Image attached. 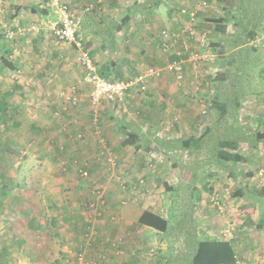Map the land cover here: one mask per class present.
I'll list each match as a JSON object with an SVG mask.
<instances>
[{
	"label": "crops",
	"instance_id": "obj_1",
	"mask_svg": "<svg viewBox=\"0 0 264 264\" xmlns=\"http://www.w3.org/2000/svg\"><path fill=\"white\" fill-rule=\"evenodd\" d=\"M54 1L56 0H0V114L4 112L0 117H5L0 119L4 129L1 132L6 133L9 126H14L15 132L23 127L21 111L29 109L32 118L29 124L25 125V130H30L31 140L34 141V133L42 129V124L34 112L43 113L46 108L52 111L62 108L68 98L67 109L78 110L80 115L74 113L77 115L73 118V124H63L64 130L53 120L51 127L55 130V139L52 142L58 143V147L51 144L50 149H53V152L55 148L58 149V154L61 155L67 149L66 141L71 138L68 136L74 133L78 137L84 133L82 142L88 143L81 150L89 156L93 149L92 156L96 158L100 156L98 151L102 149L100 140L103 136L116 152L114 153L124 159L126 165L129 164L127 173L132 177L127 183L125 179L124 183L111 184L112 180L103 171L99 184L110 201L105 209L101 207L88 210L87 199L83 204L82 199L56 201V204L52 205L54 225H50L52 229L49 230L48 236L44 231L41 232L43 236H40L39 232L42 224L47 223L46 218L29 213L34 211L36 198L16 194L5 202L1 197L0 264H12V261L6 260V255H19L17 264H181L170 263L167 257L169 254L165 250L156 251L157 254L149 257L151 254L147 252V245L151 235L159 240L162 237V227L156 226L155 219L159 220L160 215L169 216L168 207L164 206L163 202L164 198L171 195L165 186L168 182L170 185L175 175L171 170L175 169V166L168 156H180L177 153L189 151V141L175 140L174 136L196 130L199 117H205L197 115V110L201 113L202 103L196 100L192 104L191 100L188 101L182 93V88H178L173 74L166 71L150 79L148 90H139L141 92L134 96L133 91L130 94L134 87L130 88L124 104L104 102L105 106H99L100 114L96 115L98 109L92 104V109L89 106L90 87L82 80L83 70L78 62L79 48L75 44L63 43L56 37L55 31L61 26L62 12L53 6ZM57 1L81 16L79 38L90 49L100 70L109 73L110 77L113 72L120 80L136 78L145 68L151 66L145 65V62L150 60L149 56H159L163 63L170 61L167 58L170 53L167 54L160 47L161 31L164 28H161L154 18L159 15L161 1L154 7L145 6L142 10L138 7L140 5L134 3L135 0ZM144 3L142 5H148ZM148 16L150 18L147 19ZM158 21L161 22V19ZM183 44L180 40L177 44L179 46H175L182 48ZM139 47L144 49L142 53ZM195 76L197 75L193 73L192 67L188 65V79H195ZM10 97H13L14 102ZM26 97H30V103ZM132 98L133 102L129 101ZM83 100L88 105L84 104L82 108ZM192 106L195 111H188V107ZM108 115L113 117L108 118ZM179 117L181 122H177ZM195 119L198 122H195ZM174 126L182 131L174 135L169 130V127ZM152 128L155 129L150 130ZM164 130L169 132L165 133ZM159 131L164 132L165 139L156 137ZM147 135L151 137L150 145L156 141L162 158L152 167H146L145 162L136 166V159H150L145 153L148 150ZM186 138H189V135ZM177 142H182V145H176ZM92 145H95V148H92ZM161 146L168 149L164 150ZM80 153L82 152L79 151ZM191 154L189 151V155ZM238 156L241 157L240 152L234 158L237 159ZM82 157L84 158L83 155ZM148 162L150 165L154 163L149 160ZM19 163L15 161L11 171L0 168V174H18ZM249 165L244 162L234 174L236 177L241 173L239 177L248 184L249 191H244L237 204L234 201L229 204V215H235L237 220L241 217L243 222L251 224V229L247 231L246 238L245 234H241L239 241H229L238 254L235 264H264V200H260L264 198V177L258 178L259 181L262 180L260 187L258 182L248 181L247 175L254 178L257 174L256 164ZM175 184V187L179 186L180 182ZM242 185L246 187L243 183ZM157 187V192L162 193L151 196L150 191L153 192ZM255 189H258L256 193L260 196L259 199L250 198ZM52 190L57 188L50 186L49 191ZM204 196V193H198V199L195 200L201 202L197 216L206 218L209 239L228 241L223 236L225 216L228 212H218L211 208L207 210L206 215H202L207 208L204 205L214 207ZM154 198L157 200L155 203L152 201ZM41 201L37 200V203L41 204ZM45 206L48 210L49 206L44 203L43 207ZM60 206L65 207L61 209ZM9 207H16L17 213L7 214ZM66 207L69 210H66ZM150 213L155 217H150ZM194 215L196 216L195 212ZM111 216L116 218L112 219ZM164 223L170 226V217ZM252 228H259V232ZM194 253L195 251L190 254L191 257Z\"/></svg>",
	"mask_w": 264,
	"mask_h": 264
},
{
	"label": "rangeland",
	"instance_id": "obj_2",
	"mask_svg": "<svg viewBox=\"0 0 264 264\" xmlns=\"http://www.w3.org/2000/svg\"><path fill=\"white\" fill-rule=\"evenodd\" d=\"M145 1L135 0L134 3L140 5L138 7L142 10L145 6L154 7L157 2L161 1L159 15L154 18L159 22L161 28L177 30L182 33H180V40L184 42V47L187 46L182 54L183 57L187 58L192 51L203 55L207 53L209 54L207 63L213 62L220 68L217 76L213 78L206 75L198 76L197 74L201 70V72H205L203 67L202 69L198 67L199 62L196 66L189 63L193 73L197 75L195 79L187 77L183 84L176 81L178 88H182L184 97L188 101L191 100L192 104L196 100L203 104L201 99L208 97L213 105L209 108L207 115H202L197 110L198 116L205 117H199V124L195 131H185L179 136H174L175 140L189 141L188 149L192 154L189 155V151L184 150V153H177L180 156H168L169 161L175 166V169L171 170L175 175H173L170 185L168 182L165 186L171 195L164 198L163 202V205L168 207L167 214L169 216L160 215L159 220L155 219L156 226L162 227V237L157 235L161 237L159 240L151 235L148 241L150 243L147 245V252L151 254L149 257L165 250L169 254L167 257L170 259V263L189 264L191 263L190 254L196 248V241L210 238L207 234L206 218L197 216L201 203L199 200H195L198 193H204V199L209 200L214 206L204 205L207 208L202 215H206L207 210L211 208H215L218 212H228V215L225 216V228L223 226L225 238L239 241L243 234L246 238L247 231L251 229V224L243 222L241 217L240 222V219L237 220L235 215H229V209H231L229 204H233V201L237 204L244 191H249L248 184H245L244 180L239 177L241 173L236 177L234 175L239 171V167L244 165V162L248 166L250 163L256 164L257 167V174L254 178L247 175L248 181L258 182L260 187L262 180L259 181L258 178L264 177V0H205V3H202L204 0H148L144 3ZM143 3L148 5H142ZM180 8H193L197 11L193 23L186 14H181ZM259 11H263L261 17L258 15ZM146 18L148 19L150 16ZM158 19H161V22ZM183 28L185 31L181 30ZM204 33L207 37L206 44H202L200 39ZM180 40L173 42L172 49H178L176 46H179L177 44ZM139 48L142 53L144 49ZM149 58L150 60L145 62V65L163 63L159 56H149ZM167 58L174 60L179 58V55L172 52L167 55ZM110 78L118 77L112 72ZM150 79L147 80L146 90L149 89ZM185 90L188 91L186 94ZM132 91L134 96L141 92L138 86L134 87L130 94ZM26 98L30 103V97ZM9 99L14 102L13 97ZM68 100V98L65 99L66 102L62 108L53 109V111L46 108L43 113L34 112L39 123L42 124L40 126L42 129L33 135L34 141L31 140L30 130H28L29 133L25 130L27 127L25 125L29 124L32 118L29 109L21 111V118H23L21 126L23 127L20 126L21 128L16 130L17 134L14 126L7 127L9 133L8 131L7 134L2 133L1 131L4 129L0 122V168L11 171L15 161L20 162L18 174H0V198L2 197L1 199L5 202L15 197L16 194H26L29 198H36L35 206H33L35 212L29 211V213L46 218L47 223H43L40 227V236H43V234L41 235L42 231L48 236L49 230L52 229L50 225H54L52 205L56 204V201L82 199L83 204L87 199L86 204L88 205L85 206L88 210H96L101 207L105 209L110 201L104 188L99 184L103 171L112 180L111 184L124 183L125 179L127 183L132 177L127 173L129 164L126 165L124 159L117 156L108 143L105 146L106 141L100 140L102 149L98 151L99 157L92 156L93 149L89 156L84 153L81 149L88 143L82 142L84 133L78 137L74 133L68 136L71 138L66 141L67 149L61 155L58 154V149L55 148V152L50 149L51 144L58 147V143L52 142L55 139L53 136L55 130H52L51 127L53 120L60 129L64 130L63 124H67V126L73 124V118L77 114L80 115L78 110L67 109ZM133 100L134 98L129 101L133 102ZM83 101L82 108L84 104H87L85 100ZM103 103L100 108L105 106L106 103ZM91 104L89 106L92 109L93 104ZM93 107L96 109L95 106ZM64 110L67 112H63ZM190 110L195 111V108L188 107V111ZM3 114L4 112L0 116ZM95 114H100L99 109ZM101 114H103L102 111ZM107 117L112 118L113 116L108 115ZM3 118L5 117H0V119ZM112 120L114 121V119ZM179 121H182L180 117L177 122ZM195 122L198 121L195 119ZM145 129L149 128L145 127ZM169 130L174 135L176 132L182 131L176 129L175 126L169 127ZM169 130H164V132L167 133ZM188 135L189 138H186ZM147 137L149 140L146 141L148 150L145 153L161 152L157 149L159 146L156 145V141L154 140V143L150 145L151 137L148 135ZM79 142L82 143L79 145ZM91 143L93 144V142ZM181 143L177 142L176 145L181 146ZM161 147L168 149L165 146ZM92 148H95V145L94 147L92 145ZM177 149L182 150L181 148ZM79 151L82 153L79 154ZM239 152L241 157L238 156L235 159L234 156ZM159 158L136 159L134 164L139 166L145 162L146 167H152ZM148 160L154 163L150 165ZM126 162L128 163V161ZM86 169L89 173L83 175L82 171ZM177 182L180 184L175 187ZM50 186H55L57 190L49 191ZM5 188H7L6 191ZM158 190L157 187L153 192L150 191V195L162 193H158ZM257 191L258 189H255L253 194H250V198L259 199ZM87 196L89 197L87 198ZM37 200H42V203H37ZM260 200H264V198ZM152 201L155 203L157 200L154 198ZM44 203L49 206L48 210L46 206L43 207ZM64 207L60 206L61 209ZM65 209L69 210L67 207ZM12 213H17L16 207L7 208V214ZM150 217L154 218L155 216L150 213ZM169 217L170 226L168 223H164ZM90 225L91 223L88 226L89 230ZM252 230L259 232V228L258 230L252 228ZM5 257L8 262L12 261V264L19 262V255L12 257L6 255Z\"/></svg>",
	"mask_w": 264,
	"mask_h": 264
},
{
	"label": "built area",
	"instance_id": "obj_3",
	"mask_svg": "<svg viewBox=\"0 0 264 264\" xmlns=\"http://www.w3.org/2000/svg\"><path fill=\"white\" fill-rule=\"evenodd\" d=\"M202 3H205V0ZM53 6L60 9L62 12L61 26H59L55 31L57 38L63 43L75 44L79 48L78 62L83 70L82 80L90 87V100L93 106L96 107V109H98V107L104 101L113 102L118 105L124 104L130 88L138 86L139 90L145 91L147 89V80L149 78L158 77L166 71H170L173 74L175 80L179 84H183L187 80V69L189 63H192L194 66H196L199 62L198 67L201 69L203 67V70L205 72H201V70L200 72H198V76L206 75L213 78L217 76L218 72L220 71L218 64H215L213 62L207 63L209 62V60L207 59L209 54L207 53L203 55L199 54L198 52L192 51L190 52V55L185 58L182 56V54L187 46L172 51L173 42L180 40L182 33L178 32L177 30L164 28L161 31L160 47L164 52H173L175 54L177 53L179 55V58L170 60L166 63L148 66L142 73L139 74V76L134 79L119 80L105 77L94 61L90 49L84 44L82 39L79 38L81 16L75 14L68 8L67 5L60 3L57 0L53 2ZM180 12L181 14H186L189 20L193 23L194 16L196 15L195 12L197 13L195 9L182 8ZM181 30L185 31L184 28ZM200 39L202 41V44H206L205 42L207 41V37L205 33L200 37ZM200 59L203 60L200 61ZM187 92V90L184 91L185 94ZM208 99V97L201 99L203 104L200 112L203 115L208 114L209 108L213 105V102ZM156 137L159 139L166 138L163 131L157 132ZM101 140L106 141V138L103 137L101 138ZM106 144L107 141L105 143V146ZM148 155L150 156V159L157 157L162 158L160 153L153 151L149 152ZM88 173L89 172L87 171V169L82 171L83 175H88ZM111 218L115 219L116 216H111Z\"/></svg>",
	"mask_w": 264,
	"mask_h": 264
},
{
	"label": "trees",
	"instance_id": "obj_4",
	"mask_svg": "<svg viewBox=\"0 0 264 264\" xmlns=\"http://www.w3.org/2000/svg\"><path fill=\"white\" fill-rule=\"evenodd\" d=\"M262 13L263 11L258 12L259 17ZM101 72L103 76L110 78L109 73ZM195 246L191 264H235L238 260V254L229 240L199 239Z\"/></svg>",
	"mask_w": 264,
	"mask_h": 264
}]
</instances>
